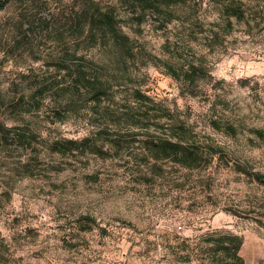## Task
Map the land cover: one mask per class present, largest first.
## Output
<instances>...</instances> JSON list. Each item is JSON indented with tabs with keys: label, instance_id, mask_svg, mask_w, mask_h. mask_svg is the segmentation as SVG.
Returning a JSON list of instances; mask_svg holds the SVG:
<instances>
[{
	"label": "rangeland",
	"instance_id": "1",
	"mask_svg": "<svg viewBox=\"0 0 264 264\" xmlns=\"http://www.w3.org/2000/svg\"><path fill=\"white\" fill-rule=\"evenodd\" d=\"M96 1L115 6L135 57L110 59L108 41L91 50L92 67L121 85L115 101L91 114L84 102L69 111L58 96L38 110L32 97L39 82L58 76L53 60L83 42L67 26L76 1L12 0L0 11V124L20 120L38 134L27 150L0 143V264H213L209 248L220 234L243 239V264H264V186L256 180L264 175V0H237L248 13L232 27L212 0L173 10L183 21L167 28V10L138 24L127 0ZM168 65L181 74L199 67L198 81L185 84ZM136 89L158 116L170 110L217 150L210 166L166 163L146 177L144 135L118 145L103 139L100 154L52 153L56 140L88 136L94 116L105 127Z\"/></svg>",
	"mask_w": 264,
	"mask_h": 264
},
{
	"label": "trees",
	"instance_id": "2",
	"mask_svg": "<svg viewBox=\"0 0 264 264\" xmlns=\"http://www.w3.org/2000/svg\"><path fill=\"white\" fill-rule=\"evenodd\" d=\"M75 1L78 9L75 8V16L69 17L67 26L68 28L74 27L77 33L83 37V42L81 45L68 47L66 59L61 56L53 60L51 67L54 68L53 72L58 76L39 82L32 96L37 103L36 109L38 110L45 100L53 101L57 96L63 98L65 104H69V111H75L78 109L77 104L82 105L84 102L90 114L99 108L105 99L115 101L121 93L118 92L121 85L111 83L105 75V70H96L92 67L94 58H92L91 50L102 49L105 41H108L114 50L110 54L112 56L110 59L116 58L119 59V63H122L135 57L130 37L118 22L115 6L103 8L96 0ZM210 1L212 0H127V3L133 13L138 15V24L145 22L148 16H159L167 10V17L163 21V27L167 28L175 21L179 20L181 23L183 21L184 14L176 16V12L173 10H182L191 4L199 5ZM215 1L219 5V20H225L229 27H232L233 20L239 22L246 20L248 12L243 2L237 0ZM11 2L12 0H0V11L9 6ZM101 57L106 56L103 53ZM104 61L107 63L108 60ZM168 69L173 76L185 84H195L198 81L196 73L199 67L195 65L189 66L187 69L183 67L182 74L173 66L168 65ZM131 98L132 103L129 106H124L123 112H114V115L105 119V127L101 126L100 121L96 122L94 116L92 129L88 136L82 140H56L52 143V153L63 156L80 151L100 154L104 149L99 146L98 142L103 139L118 145L125 137L124 135L133 136L135 139L144 135L146 138L139 140L138 143L146 161L143 167L147 168V174H143L145 176L151 175L152 172L157 174L166 163H172L187 170L207 168L212 164L218 154L217 150L212 145L198 142L193 131L183 121L177 120L175 123V116L171 114L170 110H162L163 114L158 116L156 111L150 108V104L156 105L155 102L137 89L133 91ZM40 103L42 104L40 105ZM14 121L13 125L8 127L5 124H0V143L5 146H21L24 150L31 148L33 143L38 140V134L31 128L22 126L19 123L20 120ZM213 123L215 129H219V123ZM125 129L130 131L124 133ZM134 129L142 130L143 133L132 134ZM234 129L233 126H229L228 131L234 132ZM256 180L264 186L262 173L256 174ZM86 220L83 230L90 231L91 228L87 225L91 219L87 218ZM211 242L213 245L209 248V254L213 264H227L228 259L240 264L244 263L243 259L239 257L243 246L241 237L233 234H220Z\"/></svg>",
	"mask_w": 264,
	"mask_h": 264
}]
</instances>
